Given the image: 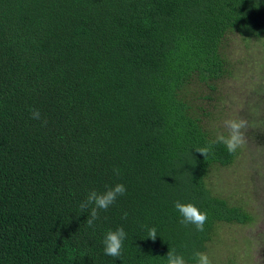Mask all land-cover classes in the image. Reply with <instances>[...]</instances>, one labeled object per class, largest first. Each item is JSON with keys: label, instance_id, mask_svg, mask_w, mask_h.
I'll return each mask as SVG.
<instances>
[{"label": "trees", "instance_id": "16d2710c", "mask_svg": "<svg viewBox=\"0 0 264 264\" xmlns=\"http://www.w3.org/2000/svg\"><path fill=\"white\" fill-rule=\"evenodd\" d=\"M235 36L264 39V0H0V264H166L168 249L197 264L219 225L251 223L208 180L239 151H194L227 136L213 122ZM117 183L88 227L80 202ZM176 201L207 214L202 232Z\"/></svg>", "mask_w": 264, "mask_h": 264}, {"label": "rangeland", "instance_id": "374dc122", "mask_svg": "<svg viewBox=\"0 0 264 264\" xmlns=\"http://www.w3.org/2000/svg\"><path fill=\"white\" fill-rule=\"evenodd\" d=\"M233 80L223 81L226 111L214 121L219 133L224 121L244 119L246 142L234 164L211 170L213 194L241 207L253 221L221 224L203 251L211 264H264V39L234 37L226 47Z\"/></svg>", "mask_w": 264, "mask_h": 264}, {"label": "clouds", "instance_id": "9594fccd", "mask_svg": "<svg viewBox=\"0 0 264 264\" xmlns=\"http://www.w3.org/2000/svg\"><path fill=\"white\" fill-rule=\"evenodd\" d=\"M31 118L41 120V114L37 109H29ZM42 123L46 124L44 120ZM224 127L227 130V136L218 134L216 140L204 147H198L194 151L204 158L211 154L212 144L220 143L224 145L227 151L231 154L241 147L246 142V129L248 127L247 121L244 119H228L224 121ZM115 175L119 176V169H113ZM126 188L123 184L117 183L114 186H105V190L98 192L91 190L87 193L85 199L80 202V209L82 212H87L86 224L88 227H93L97 219H99V212L106 211L113 205L119 196L124 195ZM174 207L178 211L181 220V225L187 227L194 226L195 230L202 232L207 220V214L201 212L192 203L174 202ZM127 213H124L123 218H127ZM157 238L156 229L149 228L147 239L155 240ZM126 239L124 229L117 228L112 231L109 230L102 241L104 254L110 257L119 258L122 254L123 241ZM166 264H186L183 255L177 254L175 249H168L166 254ZM194 258L197 264H211L209 256L204 252H196Z\"/></svg>", "mask_w": 264, "mask_h": 264}]
</instances>
